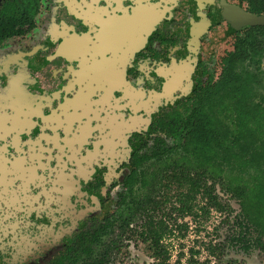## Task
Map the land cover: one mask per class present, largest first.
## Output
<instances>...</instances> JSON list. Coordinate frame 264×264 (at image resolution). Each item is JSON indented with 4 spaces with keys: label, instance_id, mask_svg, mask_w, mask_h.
Returning a JSON list of instances; mask_svg holds the SVG:
<instances>
[{
    "label": "flooded vegetation",
    "instance_id": "flooded-vegetation-1",
    "mask_svg": "<svg viewBox=\"0 0 264 264\" xmlns=\"http://www.w3.org/2000/svg\"><path fill=\"white\" fill-rule=\"evenodd\" d=\"M28 1L0 42V264H49L124 214L264 27L256 0Z\"/></svg>",
    "mask_w": 264,
    "mask_h": 264
},
{
    "label": "trees",
    "instance_id": "trees-1",
    "mask_svg": "<svg viewBox=\"0 0 264 264\" xmlns=\"http://www.w3.org/2000/svg\"><path fill=\"white\" fill-rule=\"evenodd\" d=\"M34 3L10 0L3 5L0 42L18 33L15 27L33 15ZM256 4L264 12V0H256ZM247 46L249 54L232 56L228 71L211 92L214 102L209 103L207 110L190 113L180 126L170 127L173 145L159 149L157 156L153 152V170L145 169L138 179L140 197L130 200L124 214L118 213L112 224H104L84 241L79 240L77 248L49 264H135L117 256L124 251L113 243L115 229L142 244L151 258L148 264H169L168 244L163 239L172 235L173 229L177 230V236H184L187 226L184 222L177 223L176 217L191 215L195 219L198 216L194 209L196 197L203 200L198 206L200 214L207 213L209 208L219 213L230 212V206L214 193L219 177L228 180L223 190L239 205L235 221L243 232L239 229L233 240L242 242L247 249L242 235L249 228L264 235V65L261 70L258 64L259 57L264 61V27L248 31ZM166 205L168 209L164 211ZM135 213H142L144 219L138 228L127 231ZM216 229L217 226L214 232ZM100 234H105L106 240L100 242ZM204 249L214 259L212 264H245L224 259L219 243L208 241ZM113 251L118 258L111 256ZM189 251L185 264H195L192 254L197 251ZM180 256L179 252L173 264H179ZM208 262L205 258L201 264Z\"/></svg>",
    "mask_w": 264,
    "mask_h": 264
},
{
    "label": "rangeland",
    "instance_id": "rangeland-1",
    "mask_svg": "<svg viewBox=\"0 0 264 264\" xmlns=\"http://www.w3.org/2000/svg\"><path fill=\"white\" fill-rule=\"evenodd\" d=\"M218 180L221 181V184ZM218 180L214 184V193L220 201L230 206V212L219 213L209 208L207 213L200 214L198 206L202 204L203 200L196 197L194 209H197L198 216L195 219H193L191 215H185L179 218L176 217L177 223L184 222L187 226L184 236H177V230L173 229L172 235L163 239V241L168 244L167 248L170 254L168 260L169 264H173L179 252L182 253L179 264H185L188 257H190L189 249L197 251V253L192 254V258L196 261L195 264H201L205 258L209 260L207 264H212L214 259L207 256V252L204 249V244L208 241L221 245L222 257L224 259L243 261L245 264H264L263 233L249 228L248 232L242 235V237L246 239L247 249L243 248L242 242L233 240V237L237 236L239 229L241 233L243 232V229L238 227L235 221L239 211V205L237 200L231 196L227 190H223L228 180L223 177H219ZM140 193H142V191L136 193V199L140 197ZM171 202L173 201L171 200ZM167 209L168 205L164 207V211H167ZM143 216L142 213H135L132 219L129 220L127 231L138 228L139 224L144 219ZM173 216L174 213L171 214V217ZM216 226L217 229L214 232ZM113 243L122 247L124 252L121 253V255L117 254V256H123L124 261L135 264H148L151 262V258L145 253L142 244L135 242L132 237L129 238L119 230H114ZM111 256L118 258L115 251L111 253Z\"/></svg>",
    "mask_w": 264,
    "mask_h": 264
},
{
    "label": "water",
    "instance_id": "water-1",
    "mask_svg": "<svg viewBox=\"0 0 264 264\" xmlns=\"http://www.w3.org/2000/svg\"><path fill=\"white\" fill-rule=\"evenodd\" d=\"M245 25L254 26V25H264L263 16H248Z\"/></svg>",
    "mask_w": 264,
    "mask_h": 264
}]
</instances>
